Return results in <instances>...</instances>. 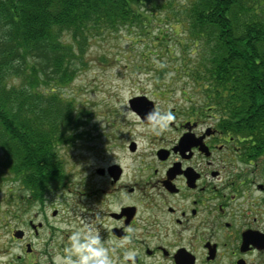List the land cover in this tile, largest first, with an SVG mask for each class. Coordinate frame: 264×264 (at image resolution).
Returning a JSON list of instances; mask_svg holds the SVG:
<instances>
[{"label":"trees","instance_id":"16d2710c","mask_svg":"<svg viewBox=\"0 0 264 264\" xmlns=\"http://www.w3.org/2000/svg\"><path fill=\"white\" fill-rule=\"evenodd\" d=\"M123 30L159 44L169 59L158 71L175 67L200 93L192 111L264 147V0H0V173L25 190L17 202L63 178L61 147L86 131L90 111L61 90L91 40ZM140 63L150 67L148 55Z\"/></svg>","mask_w":264,"mask_h":264},{"label":"flooded vegetation","instance_id":"af4514ba","mask_svg":"<svg viewBox=\"0 0 264 264\" xmlns=\"http://www.w3.org/2000/svg\"><path fill=\"white\" fill-rule=\"evenodd\" d=\"M155 106V121L131 111L134 121L115 126L105 164L77 171L64 159L63 178L23 201L12 229L20 250L0 247V264H73L77 231L98 233L113 264H264V147L212 111ZM59 188L68 221L44 208Z\"/></svg>","mask_w":264,"mask_h":264},{"label":"rangeland","instance_id":"374dc122","mask_svg":"<svg viewBox=\"0 0 264 264\" xmlns=\"http://www.w3.org/2000/svg\"><path fill=\"white\" fill-rule=\"evenodd\" d=\"M123 31L118 35H104L91 40L87 51V64L71 84L61 90L64 95L75 100L76 107L90 111L88 123L85 120L87 117L84 118L85 123L80 126L79 133L83 129L86 131L72 143L61 147L60 154L63 161L66 159L68 169L70 164H73L75 170L82 171L84 168V171H87L92 166L107 162L100 160V156L103 151L110 153L117 150L114 143L115 126L124 127L131 123L130 120L134 121L128 105L130 98L146 95L166 112H171L172 108H176L177 112L187 111L191 106L188 101L192 99V95L194 100H201L200 93L175 74V67L163 73L158 71V64H167L169 59L168 56L162 55L163 51H159V44H153L148 38H145L147 43L133 41L131 37H135V33L128 34L127 30ZM166 33L170 31L167 30ZM147 55L150 67H136ZM12 83L17 86L21 84L20 79ZM87 157L90 160L88 165L84 166ZM24 193L25 190L20 189L18 183H12L5 173H0V247L6 246L13 252L20 248L13 238L12 229L23 226L21 215L20 218L17 216L23 210L24 202H17L16 197L24 199ZM51 193L52 196L44 204L45 210L59 208L64 211L61 218L68 221L69 208L65 198L67 189L59 188ZM38 208L33 203L29 205L28 211L34 215ZM59 227L63 231L68 230L66 224L60 223Z\"/></svg>","mask_w":264,"mask_h":264},{"label":"clouds","instance_id":"9594fccd","mask_svg":"<svg viewBox=\"0 0 264 264\" xmlns=\"http://www.w3.org/2000/svg\"><path fill=\"white\" fill-rule=\"evenodd\" d=\"M149 119L152 117L149 116ZM167 119H171V116ZM71 240L72 251L76 254L73 264H113L108 250L100 242L98 233L77 231L72 234ZM133 255L134 253H128L126 259H132Z\"/></svg>","mask_w":264,"mask_h":264},{"label":"water","instance_id":"95a60500","mask_svg":"<svg viewBox=\"0 0 264 264\" xmlns=\"http://www.w3.org/2000/svg\"><path fill=\"white\" fill-rule=\"evenodd\" d=\"M131 109L146 121H154L157 116L154 102L146 95H137L129 99ZM149 116L152 119H149ZM19 235V234H17Z\"/></svg>","mask_w":264,"mask_h":264}]
</instances>
